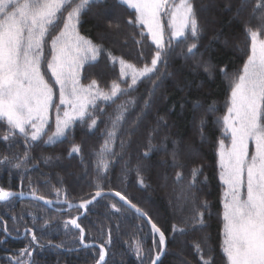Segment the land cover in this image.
<instances>
[{"label":"snow or ice","instance_id":"6c2138e0","mask_svg":"<svg viewBox=\"0 0 264 264\" xmlns=\"http://www.w3.org/2000/svg\"><path fill=\"white\" fill-rule=\"evenodd\" d=\"M102 2L103 0H0V129H3L0 133V143L10 152L19 144V138L22 137L24 142L22 155L0 154V166L7 168L10 174L11 170H16L20 173L23 183L30 164L33 169H38L31 155L33 147L38 146L37 142L51 145L67 139L76 125L86 126L91 134H95L99 127L98 122H104L101 117L107 115L110 126L106 125L102 133L103 143L92 153L96 157L97 171L94 195L90 199H82L78 204L69 202L66 195L62 201L69 208L85 210L97 197L104 194V187L99 180L106 178L117 158H122L125 142L120 139L119 134L134 132L150 110L162 77L168 74L161 69L168 67L174 50L173 41L186 45V49L181 51V55L186 59L195 58L199 52L198 42L202 32L194 0H118L119 4L135 10L134 16L127 22L146 29L155 45L150 61H144L142 66H137L122 57L113 56L103 45L95 44L80 34L78 26L82 16ZM247 2L248 0H241L237 15ZM163 17L168 18L167 39ZM253 18L259 22L255 27L250 24L245 26L250 39V49L242 67L231 75L227 66L218 69L219 73L228 79L230 88L226 114L217 120V123L222 124L224 137L230 141L225 144V139H220L218 149L219 178L225 186L221 250L226 264H264V0H255ZM140 35L143 37L144 32L141 31ZM105 53L113 63L118 61V79L112 80L106 88L101 87L97 79H91L87 84L82 83L81 73L85 65L92 66ZM141 59H144L143 53ZM201 67L209 77L217 71L216 65L211 61L198 60L195 69ZM144 81L151 82V88L147 97L142 99L143 107L125 129L128 115L141 102V98L132 96L131 93L137 91L138 84ZM121 97L127 99L117 103ZM112 105H116L113 112L106 113V107ZM201 107L197 102L193 105V110ZM53 110L55 129L50 132L49 114ZM205 111L214 113L216 109L209 105ZM162 120L163 117L159 118L158 124ZM205 123L206 120L202 117V134ZM155 131L156 129H153L149 133L148 148L143 153L145 159L150 157L154 148L152 140ZM118 140L120 152L113 148ZM249 142L254 144L251 154ZM74 154L81 156L83 162L81 144H72L68 155L72 157ZM172 157L173 166H177L175 152ZM40 159L48 164L53 157L42 155ZM55 159L58 160L59 157ZM140 166L137 164V179L138 183L145 187L139 171ZM199 174L200 169H192L189 191L185 197L193 202L195 192L191 190L195 188ZM182 175L181 172L176 173L177 181L182 179ZM55 194L57 197L64 195L60 188L55 189ZM24 195L23 191L14 192L0 186V205L10 207L12 198ZM31 195L48 206L61 203L59 199L54 201L37 196L35 189ZM114 195L133 209L138 218H146L151 226V249L146 250L139 239L131 245L140 264H162L161 257L166 253L167 243L165 232L152 221L147 212L132 203L126 195L119 191L114 192ZM110 206L116 213L121 211L116 203ZM200 208L203 210H195L181 224H173L172 233L183 235L189 229L202 230L206 227L205 213L208 210V202L203 201ZM78 219L79 217H72L64 220L63 228L66 231L69 226L77 229L78 244L84 249L94 248L95 245L86 242L85 229L78 223ZM0 221H3L2 215ZM50 224L51 221L45 220L43 227L48 228ZM60 227L61 224H56L53 231ZM3 232L10 235L7 227L3 228ZM25 232L31 237L29 243L9 257L8 264H35L33 252L37 249L66 248L64 243L56 244L51 240L47 245L41 244L40 238L32 228H25ZM4 242L0 241V244ZM111 242L109 231L108 239L99 246L95 264H108L107 248ZM194 248L201 264H214L206 237L195 243ZM67 250L73 251L72 248Z\"/></svg>","mask_w":264,"mask_h":264},{"label":"trees","instance_id":"16d2710c","mask_svg":"<svg viewBox=\"0 0 264 264\" xmlns=\"http://www.w3.org/2000/svg\"><path fill=\"white\" fill-rule=\"evenodd\" d=\"M194 2L202 26L197 56L186 59L181 55L186 45L173 41L174 50L169 58L168 67L161 69L168 74L162 77L150 110L134 132L119 134L120 139L125 142L122 158H117L106 178L99 180L104 191H119L126 195L132 203L147 212L152 221L165 232L167 243L166 253L161 258L162 264L182 262L201 264L194 244L201 242L205 238L203 235L207 236V247L212 250L214 264H225L221 250L224 188L219 178L217 150L219 140L225 139L227 142L228 139L224 137L222 124L217 123V120L224 116L227 108L229 82L218 69L227 66V71L231 75L242 67L250 45L245 26L250 24L255 27L259 22L253 18L255 0H248L239 15L237 9L241 6V0H194ZM113 13L116 15L112 16ZM134 14V9L119 4L118 0H103L82 16L78 26L79 32L95 44L103 45L113 56L142 66L144 61H150L155 45L146 29L127 22ZM141 31L144 32L143 37L140 35ZM167 36L166 30V39ZM138 40L141 43L137 44ZM201 59L216 65L217 71L212 77H209L202 67L195 69L196 62ZM119 70L118 61L113 63L105 53L92 66L85 65L81 73V82L87 84L91 79H97L100 86L106 88L112 80L118 79ZM150 88L151 82L144 81L138 84L137 91L131 93L132 96L141 98V102L128 115L125 129L143 107L142 99L147 97ZM125 99L127 97H121L117 103ZM197 102L202 107L194 111L193 105ZM209 105L215 107L214 113H206ZM115 107L116 105L106 107V113L111 114ZM53 111L50 112L49 118L50 132L54 131ZM161 117L163 120L158 124ZM202 117L206 120L203 134ZM101 120L104 122H98L99 127L95 134H91L86 126L76 125L67 139L51 145L42 141L37 142L38 146L33 147L31 155L38 169H33L30 164L23 183L20 173L16 170H11L10 174L7 168L0 166V186L14 192L25 193H32L35 189L36 195L60 201H63L66 195L68 201L73 203L89 199L94 195L97 183L96 157L92 153L103 143L102 133L106 125L110 126L107 115L102 116ZM153 129H156L152 140L154 148L150 157L145 159L143 153L148 148L149 133ZM2 131L3 129H0V133ZM19 140V144L10 152L3 143H0V154L22 155L24 142L22 137ZM73 143L82 145L83 162L79 155L69 157L68 152ZM113 148L117 152L121 151L119 140ZM173 152L176 153L177 166H173ZM42 155L52 156L53 160L45 164L40 159ZM56 157L59 159H55ZM160 159L164 162L161 163ZM137 164L141 165L139 171L145 187L138 183ZM193 168L200 169L197 184L191 190L195 192V202L185 198L189 191L188 185ZM177 172L183 174L179 181L176 178ZM75 174H78V179L74 178ZM56 188L62 189L64 195L57 197ZM185 188L188 191H185ZM175 196L183 201L179 211L173 210ZM203 201L208 202V210L205 213L206 227L202 230L189 229L183 235L173 234L172 225L181 224L197 209L203 210L200 208ZM113 203L121 208L119 213L111 208L110 205ZM79 214H81L79 208H68L64 204L49 207L16 197L12 198L10 207L0 205V215L3 216V221H0V241H5L0 244V264H8V258L29 243L31 237L25 232V228H32L43 245H47L49 240L66 245V248L59 250L48 247L43 250L37 249L33 252L35 264L58 262L95 264L99 249L96 247L79 249L78 230L69 226V230L66 231L62 226L64 220L77 217ZM45 220L51 221L48 228L43 227ZM58 223L61 227L53 231ZM78 223L85 229L87 243L103 244L108 239L110 231L112 242L107 248L108 264H140L131 245L137 239L142 241L146 250L151 249L153 245L151 229L144 219L138 218L137 214L112 196L106 195L96 200L79 217ZM4 227H7L10 235L3 232ZM67 248H72L73 251L69 252Z\"/></svg>","mask_w":264,"mask_h":264},{"label":"rangeland","instance_id":"374dc122","mask_svg":"<svg viewBox=\"0 0 264 264\" xmlns=\"http://www.w3.org/2000/svg\"><path fill=\"white\" fill-rule=\"evenodd\" d=\"M177 2H178V0H177ZM128 7V6H127ZM135 11V10H134ZM106 12V11H105ZM104 12V13H105ZM106 14V13H105ZM114 15H116L115 13H113L112 14V16H114ZM167 17H163V20H162V22L165 24V28H166V30H167ZM108 26H110L109 24H108ZM147 31V30H146ZM249 49H250V45H249ZM239 50V49H238ZM247 59V58H246ZM245 59V60H246ZM229 95H230V88H229ZM228 99H229V97H228ZM226 111H227V108H226ZM226 111H225V114H226ZM224 114V115H225ZM51 117V115L49 114V118ZM53 119H54V129H55V111H53ZM230 143V141L228 140L227 142H225V144H229ZM218 149H219V146H218ZM254 151V144L252 143V142H249V152H250V154L252 153ZM217 158H218V161H219V156H218V150H217ZM160 161H161V163H163L164 161H163V159H160ZM219 166V165H218ZM219 173H220V169H219ZM74 178H76V179H78V174H75L74 175ZM221 181V180H220ZM221 183H222V181H221ZM222 185H223V183H222ZM223 188H225V186L223 185ZM185 191H188L187 190V188H185ZM167 194V193H166ZM27 200H30V199H27ZM33 201V200H32ZM183 205V201H181V199H179V198H177V196H175L174 197V204H173V210H175V211H179L180 209H181V206ZM222 212H223V210H222ZM221 220H222V215H221ZM222 228H223V221H222ZM221 228V229H222ZM204 237H207L206 235H203ZM157 237H158V235H157ZM222 239H223V236H222ZM181 242V244L183 245V240H181L180 241ZM222 254H223V252H222ZM223 257H224V255H223ZM224 259H225V264H226V258L224 257Z\"/></svg>","mask_w":264,"mask_h":264},{"label":"water","instance_id":"95a60500","mask_svg":"<svg viewBox=\"0 0 264 264\" xmlns=\"http://www.w3.org/2000/svg\"><path fill=\"white\" fill-rule=\"evenodd\" d=\"M114 192H116V191H113V190H109V191H104V194H102V196H112V197H114V198H116L118 201H120L119 200V197H116L115 195H114ZM38 196V195H37ZM101 196V197H102ZM101 197H97V199L96 200H98L99 198H101ZM17 198H19V199H30V200H33V201H36V202H39V203H42V204H44V205H46L45 203H44V201H42V200H36V199H34L33 197H32V195H31V193H25V195L24 196H22V197H20V196H17ZM91 198V197H90ZM89 198V199H90ZM46 199H48V198H46ZM49 200H52V199H49ZM95 200V201H96ZM55 201V200H54ZM95 201H93L92 202V204L95 202ZM81 201H78V202H71V203H73V204H78V203H80ZM124 206H126L128 209H130L131 211H133L134 213H135V211L133 210V209H131L128 205H126V204H124L122 201H120ZM56 204H64V205H66L67 207H68V205L67 204H65V203H63L62 201H61V203H56ZM56 204H54V205H56ZM91 205V204H90ZM90 205H88V207L90 206ZM46 206H48V205H46ZM49 207H51V206H49ZM69 208V207H68ZM79 209H81V208H79ZM81 211H82V213L84 214L85 212H86V210L85 209H81ZM82 214V215H83ZM136 214V213H135ZM81 214L79 215V216H77V217H81L82 216ZM142 219H144V221L147 223V220H146V218H143V217H141ZM147 225L149 226V228L151 229V226L147 223ZM90 245H95V247L96 248H98L99 249V246L100 245H98V244H96V243H92V242H90L89 243ZM80 248H82L81 246H79V249ZM162 258V257H161Z\"/></svg>","mask_w":264,"mask_h":264}]
</instances>
